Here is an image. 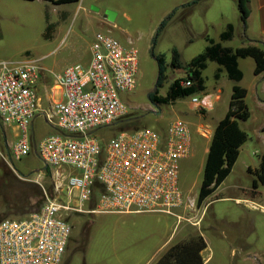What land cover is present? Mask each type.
<instances>
[{
    "label": "rangeland",
    "instance_id": "1",
    "mask_svg": "<svg viewBox=\"0 0 264 264\" xmlns=\"http://www.w3.org/2000/svg\"><path fill=\"white\" fill-rule=\"evenodd\" d=\"M184 1L97 0V4H90L86 0L83 3L54 4L40 0H0V62L34 61L53 82L54 75L61 73L68 65H86L89 62L90 45L97 32H109L123 45L131 41L138 49V69L135 89L121 97L128 106L127 118L138 119L140 128L156 131H164L170 122L181 119L190 130L191 152L179 165L178 186L183 206L173 212L181 215L182 219L191 217L187 215L189 213H196L195 219L200 218L196 229L207 245L203 257L206 259L209 256V259L205 264H264V182L260 181L257 173L264 154V108H259L256 99L250 94L247 105L251 116L247 121L239 122L240 128L247 134V140L241 145L230 174L198 206L196 200L211 138L200 135L196 129L199 125L213 129L218 119H221L228 107L229 92L224 84L229 80L225 73L216 78L217 69L214 68L217 64L209 61L202 71L203 90L167 104H153L149 98L156 93L165 96L175 79L187 78L183 67L173 68L169 64L173 49L178 51L182 63L189 62L208 46L206 36L219 41L215 33L219 10L227 17L232 16L231 12L233 17L239 14L236 3L230 8L222 0H207L188 14L178 9L166 25L160 28L161 21L177 7L173 4L179 5ZM104 16L107 18L104 19ZM210 19L214 22L212 25ZM101 21L108 23V26L100 25ZM156 58H161L165 66L160 85H157ZM216 83L223 89L219 101L214 100L218 87ZM204 95L212 99L213 109H199L191 104L193 97L201 99ZM120 124L117 122L97 129L93 135L100 142L107 143L120 130L131 129ZM34 132V142L38 144L54 130L43 115L37 113ZM13 135L9 128H0L1 189L4 190L10 182L11 191L15 192L19 190L15 185L17 182H32L42 189V196L44 192L49 196H57L53 186L59 182L53 178L51 166H47L49 173H45L44 163L34 150L20 160L8 157L6 144L13 142ZM6 166L27 178L21 179L15 173H9ZM62 170L64 174L76 173L67 167ZM27 179L38 180L39 183ZM23 188L27 191V187ZM5 193L0 192V209L10 199L3 198ZM13 199L18 202L30 200L25 195ZM42 199L33 197L30 202L34 204ZM189 202L194 204L195 212L188 210ZM82 207L84 210L91 209L88 203ZM35 209L31 207L27 212ZM9 216L0 213V220ZM20 216L17 214L13 218ZM67 219L72 231L66 255L60 264L98 262L101 255L110 252V248L117 252L122 250L121 253L139 250L145 255L153 245L160 242L164 234L168 235L171 230L175 234L185 224L175 214L158 212L132 215L70 213ZM245 256L254 259H242ZM115 261L114 258H108V262Z\"/></svg>",
    "mask_w": 264,
    "mask_h": 264
},
{
    "label": "built area",
    "instance_id": "2",
    "mask_svg": "<svg viewBox=\"0 0 264 264\" xmlns=\"http://www.w3.org/2000/svg\"><path fill=\"white\" fill-rule=\"evenodd\" d=\"M90 53L86 65H68L54 75L63 101L45 114L56 131L38 144L32 140V122L42 69L29 60L0 62V128H15L8 157L20 160L34 150L59 182L53 186L57 196L44 192L38 210L0 220V264H60L72 231L66 219L70 213L174 214L183 206L178 176L180 161L191 152L189 126L176 119L164 131L123 130L107 143L97 140V129L128 113L121 97L136 87L138 49L131 41L123 45L109 32H97ZM181 85L191 82L184 79ZM191 104L209 109L212 101L204 95L193 97ZM64 167L76 173L64 174ZM85 203L90 210L83 209ZM193 205L187 204L190 212H195ZM199 220L186 218L192 225Z\"/></svg>",
    "mask_w": 264,
    "mask_h": 264
},
{
    "label": "trees",
    "instance_id": "3",
    "mask_svg": "<svg viewBox=\"0 0 264 264\" xmlns=\"http://www.w3.org/2000/svg\"><path fill=\"white\" fill-rule=\"evenodd\" d=\"M41 1H47L54 4H65L78 3L80 0ZM197 1L198 0H194L192 3H188L183 7H191L197 3ZM247 3L248 0H238L237 4L240 12V19L243 25H245L249 13ZM175 13L176 10L168 14L167 17L161 21L160 28H163L166 25V22L171 19ZM233 32V25L228 24L224 31H222L219 35L218 42L206 36L208 46L201 54L195 56L187 63H182L178 51L173 49L172 58L169 64L173 68L183 67L187 74L186 79L191 82V86L184 87L181 85V82L184 81V79H175L170 85V88L165 96H158L157 93L151 94L149 96L150 101L156 104H167L174 102L178 98L192 95L199 90H203L204 86L202 71L206 68L209 61L214 62L219 66L215 73L216 78L223 70L229 80L239 82L242 79V72L238 68V59L244 58H252L254 60V74L258 75L262 73L264 71V48L253 44L236 49L221 45V42L232 39ZM156 61L158 65L157 85H160V81L163 78L165 72V66L161 58H156ZM245 97L246 89L237 84L233 85L228 104V110L224 117L216 124L209 143V148L203 168L201 187L196 200V204L198 206H200L203 201L212 192H214L230 174L232 167L238 158L239 149L241 145L247 140V134L239 126V122L247 121L251 115L245 102ZM118 122H121L120 125L122 127L131 128L129 130L140 128L138 125V119L136 118H127L126 116ZM8 171L9 173H13L9 168ZM45 173H49L48 167L46 168ZM257 173L260 181L264 182V154L261 156V163ZM15 185H17L19 188V190L15 192L11 191L10 182L5 185L4 190L1 189L3 186L0 185V192H2V194L4 191L7 192L4 194L3 198H10L5 205L7 209V215L10 214V211L8 213V210H14V212H19L18 214L21 215L20 217H23L24 215L38 210L41 207L44 201V196H42V189L37 184L32 182H17ZM24 186L27 187V191L24 190ZM19 191L21 192L18 193ZM23 195H25L26 198H30V200L33 197H43V199L42 201H36L34 204H31L29 199L23 202H18L16 199H13L20 198ZM31 207H36V209L27 212V210ZM205 248L206 243L203 237L196 234L185 241L170 246L154 264H203L201 252Z\"/></svg>",
    "mask_w": 264,
    "mask_h": 264
},
{
    "label": "crops",
    "instance_id": "4",
    "mask_svg": "<svg viewBox=\"0 0 264 264\" xmlns=\"http://www.w3.org/2000/svg\"><path fill=\"white\" fill-rule=\"evenodd\" d=\"M80 1H82V3H83L86 0H80ZM193 1L194 0H191V1L185 0L183 3H180L179 5L177 3H174L173 6H177V7H175V9H173V11L176 10V12H178V9H181V12L188 14L196 6L204 5V2L207 0H198L197 3H195L191 7H183L184 5H186L188 3H192ZM211 1H213V0H210V2ZM96 2H97V0H88V3H90V4H97ZM222 2L226 5H229L230 8H231V5L232 6L235 5V3L238 4V0H222ZM247 6H248L249 13H248L245 25H243L241 22L240 12H239V14H237V16L235 15L234 17H233V15H234L233 12H231L232 16L227 17L224 15V13L221 10L218 11L217 10L218 8H216V11H218L217 12L218 13L217 19L219 22L218 27L215 31V33L217 34V38L219 39V35L221 34L222 31H224L225 27L228 24H232L233 28H234L232 39L229 41L221 42L222 46L230 47L232 49H236L239 47L247 46L249 44H253V45H258V46L264 48V0H248ZM171 12L172 11H170L168 14H170ZM167 15H166V17H167ZM106 18L107 17L104 16V19H106ZM213 23H214L213 20L210 19V25H212ZM104 24L106 26H108V23L101 21L100 25H104ZM212 39L214 41H216V39H214V38H212ZM216 42H218V40ZM254 67H255V63H254V60L252 58L238 59V68L242 72V79L239 82H234V81H231L227 78L229 80V82L224 84V86L228 89V92H229L228 96H227V104H229L230 95L232 92V87H233V85L237 84V85L246 89V97H245L246 104H247V99L251 94V95H253V98L256 99L259 108H264V71L262 73L256 75V74H254ZM218 68L219 67L217 65V66H215L214 69H218ZM221 73H225V72L222 70L219 73V75ZM219 78H221V76ZM217 85H218V87L216 89V95L214 98L215 101L220 100V94H222V92H223V89H221L220 85L219 84H217ZM36 91H37V96H38V108H37L36 115H37V113H39V114L43 115V117L45 119V114L49 113V109H50L51 105L55 102L63 101V91L58 86H55L54 79H53V82L50 81L43 73L41 74V78L36 85ZM211 101H212V99H211ZM210 109H213V101H212V105H211ZM227 110H228V107H227ZM227 110L224 111L223 115L220 117L221 119L226 114ZM36 115H35V118L32 122V140H33V143H35L34 142V133H35L34 132V122L36 119ZM221 119H218L217 122H219ZM262 126H263L262 130H264V121H263ZM8 128L11 132L14 133L13 136L15 137V128L14 127H12V126H7L6 128L1 127L2 130H4V129L8 130ZM214 128L209 130L208 128H204V126L199 125L197 127L196 131L202 136H210V138H211ZM52 129L54 130V132L56 131L54 126H52ZM202 131H203L204 135L202 134ZM3 137L5 140L4 133H3ZM5 142H6V140H5ZM11 143L7 142L6 150L9 151V147H10ZM6 167L10 169L9 166H6ZM12 172L15 173L16 175H18V177L21 176L14 171H12ZM21 177H20L21 179L27 178V177H23V176H21ZM30 179H27V180L34 181V182L36 181V180H30ZM181 208L182 207L176 208L174 210H179ZM5 210H6V212H5ZM9 211H10L9 217H16V215L19 213L17 211L14 212V210H8V213H9ZM0 213H3V214L7 213V209L5 206H3L2 209H0ZM147 213H151V212H147ZM121 214L132 215V214H143V213L132 212V213H121ZM174 214L177 216V218H178V216L182 217L181 215H178L176 213H174ZM187 215L191 216L190 218L195 219L196 213H189ZM182 220L185 221V224H184V227H182V229L179 232L174 234V230H171V232L168 233V235L164 234L160 238V242H157L155 245H153L145 255L141 254V252H138L139 250L138 251L134 250V251H129V252L125 251V252L121 253L122 250H121V252L120 251L117 252V250H115L114 248H110V252L108 254L101 255L100 260H98V262L88 263V264H154L170 246H172L176 243L185 241V240L189 239L190 237H192L196 234L201 235V233H199V231L196 229L197 225L190 224L189 222L186 221V219H182ZM203 239H204V237H203ZM204 241H205V239H204ZM105 247H107V246H105ZM206 249H207V245H206V248L201 252L203 264H205V262L209 259V256L206 259H204V257H203V253ZM65 255H66V252H65L64 256ZM110 257L114 258L116 260L115 261L116 263L108 262V258H110ZM242 259H254V257L245 256V257H242ZM68 264H70V263H68ZM85 264H87V263H85Z\"/></svg>",
    "mask_w": 264,
    "mask_h": 264
},
{
    "label": "water",
    "instance_id": "5",
    "mask_svg": "<svg viewBox=\"0 0 264 264\" xmlns=\"http://www.w3.org/2000/svg\"><path fill=\"white\" fill-rule=\"evenodd\" d=\"M153 104H155V103H153ZM47 168V166L44 164V168L43 169H46ZM21 177V176H20ZM22 178V177H21Z\"/></svg>",
    "mask_w": 264,
    "mask_h": 264
}]
</instances>
